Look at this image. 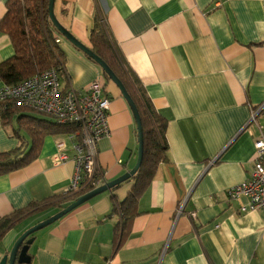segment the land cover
I'll list each match as a JSON object with an SVG mask.
<instances>
[{
    "label": "crops",
    "instance_id": "crops-1",
    "mask_svg": "<svg viewBox=\"0 0 264 264\" xmlns=\"http://www.w3.org/2000/svg\"><path fill=\"white\" fill-rule=\"evenodd\" d=\"M54 12L87 47L96 12L104 17L125 69L166 120L167 159L138 197L118 248L111 195L125 198L132 179L35 232L28 264H264V212L239 213L246 198L227 197L249 177L264 126V107L249 122L264 105V0H55ZM59 37L62 85L85 89L100 78L110 99L109 135L97 143L96 160L113 180L136 163L135 119L100 67ZM13 54L0 31V63ZM14 128L0 120V152L20 145ZM19 133L29 144V134ZM72 145L67 134L46 135L33 162L0 176V218L67 192ZM59 210L49 206L15 224L0 239V259L25 230Z\"/></svg>",
    "mask_w": 264,
    "mask_h": 264
},
{
    "label": "trees",
    "instance_id": "trees-1",
    "mask_svg": "<svg viewBox=\"0 0 264 264\" xmlns=\"http://www.w3.org/2000/svg\"><path fill=\"white\" fill-rule=\"evenodd\" d=\"M0 31L9 37L14 48V54L0 63V80L4 84H16L37 72L52 67L56 68L60 74L63 72V54L55 42V38L61 35L49 19L48 0H7L6 12L0 19ZM89 42V48L109 66L124 85L137 108L143 133L142 163L137 173L131 178L133 185L130 191L121 200L114 193L111 195V214L118 216L119 219L114 228L115 247L118 248L137 213L138 197L153 179L158 165L167 159L166 120L153 108L137 84V80L125 69L117 47L109 35L105 19L98 12L95 14V22L89 32ZM101 72L105 81H110L102 69ZM28 110L30 109L21 108L9 102L0 103L1 124L7 126L15 123L13 132L21 140L18 147L0 152V176L24 168L33 162L38 156L44 136L68 134L76 130L72 124H60L41 114L28 113ZM20 130H25L29 134L31 138L29 144L20 135ZM97 177L98 174L85 178L83 185L77 191L53 195L42 201H33L24 208L2 216L0 239L15 224L32 214L49 206L61 209L74 201L93 188L91 182Z\"/></svg>",
    "mask_w": 264,
    "mask_h": 264
},
{
    "label": "built area",
    "instance_id": "built-area-1",
    "mask_svg": "<svg viewBox=\"0 0 264 264\" xmlns=\"http://www.w3.org/2000/svg\"><path fill=\"white\" fill-rule=\"evenodd\" d=\"M55 42L60 43L59 36ZM5 102L33 110L57 123L76 127L75 131L67 134L75 151V169L67 192L77 191L85 178L95 174L98 177L91 182L93 188L107 182L96 160L97 143L109 135L107 117L110 99L104 92L100 78L91 81L85 89L65 88L60 72L56 68H48L16 84L1 85L0 103ZM263 107L251 111L249 122H255L256 115ZM253 146L254 157L249 177L227 190L230 200L246 198L238 208L239 213L253 210L264 212V126L259 127ZM60 158L64 156L60 155Z\"/></svg>",
    "mask_w": 264,
    "mask_h": 264
},
{
    "label": "water",
    "instance_id": "water-1",
    "mask_svg": "<svg viewBox=\"0 0 264 264\" xmlns=\"http://www.w3.org/2000/svg\"><path fill=\"white\" fill-rule=\"evenodd\" d=\"M54 2L55 0H48V15L49 19L53 25V27L58 30L60 35H62L67 41H69L75 48L82 51L84 54L87 55L88 58L93 60L107 75L109 80L114 83V85L119 89L120 93L122 94L123 98L128 103L133 117L136 123V131H137V140H138V151H137V160L135 165L120 175L119 177L105 182L103 185L93 188L79 197H77L74 201L66 204L62 207L59 211L55 214L49 216L48 218L36 223L35 225L31 226L27 230H25L14 242L12 248L10 249L9 253L3 255L0 259V264H28L30 262V256L28 254L29 245L33 242V234L38 230L52 224L65 214L69 213L76 207L80 206L81 204L85 203L86 201L90 200L91 198L105 192L110 191L112 188L118 186L119 184L123 183L131 179L139 170L142 157H143V133L141 127V121L139 118V114L137 111L136 106L134 105L132 99L130 98L129 94L127 93L124 85L122 82L117 78V76L113 73V71L109 68V66L98 56L96 55L89 47L85 44L78 41L57 19L55 12H54Z\"/></svg>",
    "mask_w": 264,
    "mask_h": 264
},
{
    "label": "rangeland",
    "instance_id": "rangeland-1",
    "mask_svg": "<svg viewBox=\"0 0 264 264\" xmlns=\"http://www.w3.org/2000/svg\"><path fill=\"white\" fill-rule=\"evenodd\" d=\"M28 113H34V114H37V115H39L37 112H35V111H32V110H28L27 111ZM14 124V123H13ZM24 131V130H23Z\"/></svg>",
    "mask_w": 264,
    "mask_h": 264
}]
</instances>
